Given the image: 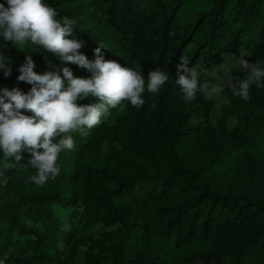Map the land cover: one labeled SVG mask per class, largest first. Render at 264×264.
I'll use <instances>...</instances> for the list:
<instances>
[{"label": "trees", "instance_id": "1", "mask_svg": "<svg viewBox=\"0 0 264 264\" xmlns=\"http://www.w3.org/2000/svg\"><path fill=\"white\" fill-rule=\"evenodd\" d=\"M44 2L74 21L67 38L89 60L102 44L105 60L145 80L159 69L169 84L145 91L139 109L125 102L73 134L59 175L42 186L27 151L11 168L0 152V264H264V87L243 101L223 83L218 107L186 102L173 77L182 59L206 71L241 50L264 68V0ZM0 55L11 68L9 77L0 71V89L30 91L16 79L28 55L37 74L91 75L31 43L3 44Z\"/></svg>", "mask_w": 264, "mask_h": 264}, {"label": "clouds", "instance_id": "2", "mask_svg": "<svg viewBox=\"0 0 264 264\" xmlns=\"http://www.w3.org/2000/svg\"><path fill=\"white\" fill-rule=\"evenodd\" d=\"M7 5V6H5ZM58 13L44 0H5L0 3V38L3 44L14 43L23 47L27 43L41 47L64 64L76 65L91 73L89 78H78L69 67L44 74L34 72L31 55L19 67L17 81L31 85L24 93L18 89H0V152L5 168L19 164L20 153L27 151L30 159L26 166L36 170L31 177L38 185H44L60 172L57 167L59 154L74 148L73 134L86 133L101 123L110 109L130 105L136 109L145 103L142 94L158 93L168 80L159 69L148 72L147 80L132 68L122 67L115 61L105 60L102 44L94 49V59L81 54L82 42L68 39L73 35L74 21L68 17L57 19ZM249 54L240 51L235 63L240 71L248 73L245 79L232 76V68L220 65L212 69L215 79H226L232 94L243 101L250 100V89L264 87V68L250 64ZM7 58L0 55V71L11 75ZM175 84L186 102L194 100L198 93L206 98L223 91L217 84L200 83V71L190 68L182 59L176 65ZM88 97L96 103L78 105V100ZM30 112L31 115H24ZM7 184V178L2 181Z\"/></svg>", "mask_w": 264, "mask_h": 264}, {"label": "rangeland", "instance_id": "3", "mask_svg": "<svg viewBox=\"0 0 264 264\" xmlns=\"http://www.w3.org/2000/svg\"><path fill=\"white\" fill-rule=\"evenodd\" d=\"M244 52H247V51H244ZM248 53V52H247ZM249 54V53H248ZM239 58V54H236V55H229V56H226L224 59L221 60V62L219 64H217L216 66L212 67L210 70H206V71H202V70H199L197 69L198 71H200V83L203 84V83H209L210 87L212 84H217V85H222L223 83H226V79L222 78V79H215L212 75V69L217 67V66H220V65H226L228 67H231L232 68V76L235 77L238 73H245L246 75H248V73L246 71H240L237 66H236V59ZM249 61L250 59V54L246 57ZM173 77L176 78L175 75H173ZM168 81L165 83V85L168 86ZM197 96H200L202 99H207L206 96L202 93H198ZM208 98H211V99H215L216 101H218V107L221 106V104H223L225 102V99L222 97V95L219 93V94H214L212 95L211 97H208ZM122 112V110H120L118 113L120 114ZM220 118V114L216 111H213L211 114H210V117H209V123L212 125V126H215L216 123H217V120ZM193 123L197 124V121L196 120H193L192 121ZM199 124V123H198ZM227 125V124H226ZM230 128V126H229Z\"/></svg>", "mask_w": 264, "mask_h": 264}]
</instances>
